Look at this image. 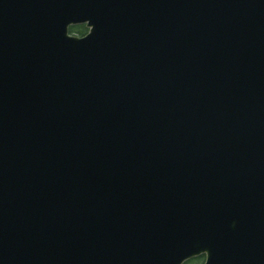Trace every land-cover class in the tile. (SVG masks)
<instances>
[{"label": "water", "instance_id": "95a60500", "mask_svg": "<svg viewBox=\"0 0 264 264\" xmlns=\"http://www.w3.org/2000/svg\"><path fill=\"white\" fill-rule=\"evenodd\" d=\"M200 255L264 264V0H0V264Z\"/></svg>", "mask_w": 264, "mask_h": 264}, {"label": "flooded vegetation", "instance_id": "af4514ba", "mask_svg": "<svg viewBox=\"0 0 264 264\" xmlns=\"http://www.w3.org/2000/svg\"><path fill=\"white\" fill-rule=\"evenodd\" d=\"M81 25L84 26L83 30H80V31L78 30V31H75V32L72 31V33L77 34L79 36L85 35L89 31V29L86 26V24H81ZM75 26H80V25H75ZM71 29H72V26H71Z\"/></svg>", "mask_w": 264, "mask_h": 264}, {"label": "trees", "instance_id": "16d2710c", "mask_svg": "<svg viewBox=\"0 0 264 264\" xmlns=\"http://www.w3.org/2000/svg\"><path fill=\"white\" fill-rule=\"evenodd\" d=\"M84 26L83 25H80V26H73L72 27V31L75 32V31H80V30H83ZM200 257H197V258H194V259H191L190 261H188L187 263L185 264H188L189 262H194L195 260H199Z\"/></svg>", "mask_w": 264, "mask_h": 264}, {"label": "rangeland", "instance_id": "374dc122", "mask_svg": "<svg viewBox=\"0 0 264 264\" xmlns=\"http://www.w3.org/2000/svg\"><path fill=\"white\" fill-rule=\"evenodd\" d=\"M205 260V255H200L199 260H195L194 262H189L188 264H203Z\"/></svg>", "mask_w": 264, "mask_h": 264}]
</instances>
